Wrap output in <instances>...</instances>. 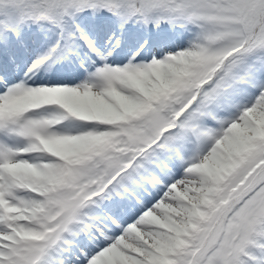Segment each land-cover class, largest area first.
<instances>
[{
	"label": "snow or ice",
	"instance_id": "snow-or-ice-1",
	"mask_svg": "<svg viewBox=\"0 0 264 264\" xmlns=\"http://www.w3.org/2000/svg\"><path fill=\"white\" fill-rule=\"evenodd\" d=\"M0 264H264V0H0Z\"/></svg>",
	"mask_w": 264,
	"mask_h": 264
}]
</instances>
